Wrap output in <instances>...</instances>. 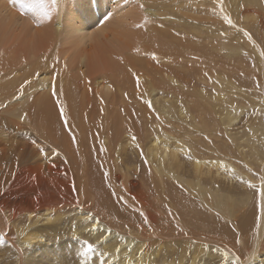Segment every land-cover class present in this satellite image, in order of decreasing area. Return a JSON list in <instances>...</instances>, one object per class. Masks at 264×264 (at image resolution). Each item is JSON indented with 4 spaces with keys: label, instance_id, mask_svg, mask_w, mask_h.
I'll use <instances>...</instances> for the list:
<instances>
[{
    "label": "bare ground",
    "instance_id": "6f19581e",
    "mask_svg": "<svg viewBox=\"0 0 264 264\" xmlns=\"http://www.w3.org/2000/svg\"><path fill=\"white\" fill-rule=\"evenodd\" d=\"M43 1L0 0V264H264V0Z\"/></svg>",
    "mask_w": 264,
    "mask_h": 264
},
{
    "label": "rangeland",
    "instance_id": "374dc122",
    "mask_svg": "<svg viewBox=\"0 0 264 264\" xmlns=\"http://www.w3.org/2000/svg\"><path fill=\"white\" fill-rule=\"evenodd\" d=\"M1 1L3 3H5L6 7H9V9L11 8L10 10L13 11L12 12L13 14H15L17 12V14H15L16 15L15 17H17L18 22H20V23H16L17 24V29H19V27L21 25H24L23 24L24 22L26 23L25 25H27V23H30V22H31V24L33 23L32 18L31 19L29 18L30 17L29 14H27V11L24 9L27 5L31 4V5L35 6V4L45 2L43 0H29V1L28 0H15V2H14V0H1ZM32 1H34L35 3L34 2L32 3ZM3 3H0V4L3 6ZM22 4H24V5L26 4V5L24 7H21ZM18 13L21 14V17H19L20 14L18 15ZM25 14H26L27 18L24 16ZM22 17L26 18L27 20L29 19L30 22L25 21L26 19H23ZM21 19H23V20L21 21ZM21 22H23V23H21ZM31 24H28L27 26H24V27H28ZM18 25H19V27H18ZM21 28L23 29L22 26H21ZM22 29H19L20 31L17 32V35H19V36L21 35ZM228 33L229 34L227 35V44L230 47L231 46L239 47L240 45H244L245 47L249 46V43L248 44L245 43V41L247 40V37L245 36L244 32L241 31L239 28L232 27V28L228 29ZM229 51H230V49H229ZM236 53H239V55L241 57H245L243 55V53H244L243 50H240V51H238ZM224 55H225V52H222L221 53V58ZM248 57H249L250 61L252 62L251 69L254 70V64L257 65V58H256V56H254V53L249 54ZM239 59L240 58L237 57L235 61H232V63L229 62L227 65L222 63V65H223V67H225L227 69L228 73L233 74L234 70H237L236 69L237 66H238L237 65V61ZM240 75H242V74L240 73ZM216 76H217V78L214 79V81L212 83H209V86L211 88L219 87L220 91H224V92L229 93L230 97H232L231 95L237 97V95H238L237 90L239 88H242L243 92H245L247 89H251L252 88L251 79L242 78V77H245L243 75L241 77V80L243 79V81H245L246 84H243L241 87L238 86V88H236V89L230 87V85H229L231 80L232 81L234 80L235 76L226 77L224 73H221V71L217 72ZM218 79H219V81H218ZM239 80H240V78H239ZM256 96L261 98V104L256 103V101L254 102L253 98H252L253 104L247 106V108H244L242 103H239L237 105V107L241 106L242 108H244V110L239 114V117L237 119V122H236V126L237 127H239V126H241L243 124L244 118L246 119V118H249V117L253 116V113L256 112L257 110L262 114V116L264 115V91L261 88V85H259V83L256 84L255 92L253 93L252 97H256ZM236 101H241V99L237 98L236 100H234V103ZM219 127H220V125H219ZM215 128L216 127H214V128L210 127V131H208V132L207 131L206 132H199V134H194V135H208L209 133L214 131ZM182 131H183V129H182ZM258 162H259V160L256 161V163H258ZM251 169H253V168H251ZM253 170H254L252 172L253 176H251V177H253L254 180H255V182H253L254 185H256V188L254 190L257 191L258 189L261 188V184H262L261 177H264V162L262 164H260L259 167H256ZM243 177L245 179H249V177L238 175V180L245 181V180H243Z\"/></svg>",
    "mask_w": 264,
    "mask_h": 264
},
{
    "label": "snow or ice",
    "instance_id": "6c2138e0",
    "mask_svg": "<svg viewBox=\"0 0 264 264\" xmlns=\"http://www.w3.org/2000/svg\"><path fill=\"white\" fill-rule=\"evenodd\" d=\"M15 2V0H14ZM52 3L55 5L57 3V0H52ZM21 7H24V5L22 4ZM31 5H29V8L31 9ZM42 16L45 17V18H50V13L47 12V11H43L42 12ZM224 20L229 24V25H232V20L228 17V16H224ZM245 35H247V33H245ZM155 58V57H154ZM107 175V174H106ZM261 180H262V184H261V188L258 189V193L261 197L262 200H264V177H261ZM249 187L250 188H253L255 189L256 188V185L254 184H249ZM4 243V240L2 238H0V244H3ZM93 249L91 247V245H89V248H88V252H91Z\"/></svg>",
    "mask_w": 264,
    "mask_h": 264
}]
</instances>
